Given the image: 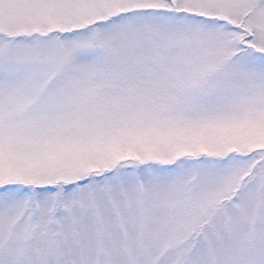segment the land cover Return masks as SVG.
<instances>
[{
    "label": "snow or ice",
    "instance_id": "1",
    "mask_svg": "<svg viewBox=\"0 0 264 264\" xmlns=\"http://www.w3.org/2000/svg\"><path fill=\"white\" fill-rule=\"evenodd\" d=\"M0 264H264V0H0Z\"/></svg>",
    "mask_w": 264,
    "mask_h": 264
}]
</instances>
